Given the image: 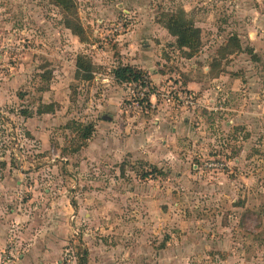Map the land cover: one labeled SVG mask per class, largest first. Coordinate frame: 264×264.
I'll return each mask as SVG.
<instances>
[{"label": "rangeland", "instance_id": "rangeland-1", "mask_svg": "<svg viewBox=\"0 0 264 264\" xmlns=\"http://www.w3.org/2000/svg\"><path fill=\"white\" fill-rule=\"evenodd\" d=\"M76 5L86 43L52 0H0V262L54 230V264H264V0ZM180 11L201 30L193 57L166 28ZM131 64L154 94L115 80ZM130 133L136 155H104Z\"/></svg>", "mask_w": 264, "mask_h": 264}, {"label": "trees", "instance_id": "trees-1", "mask_svg": "<svg viewBox=\"0 0 264 264\" xmlns=\"http://www.w3.org/2000/svg\"><path fill=\"white\" fill-rule=\"evenodd\" d=\"M60 8L65 17V24L72 33L78 37L81 43L89 41V35L86 29L81 25L76 0H52ZM166 28L176 38V44L181 49H187L188 57L195 56L202 45L201 30L199 27L185 16V12L180 11L167 16ZM230 41H235L238 50L241 49L238 39L233 37ZM232 45V43H231ZM93 64L90 60L79 57L77 60V75L85 80L92 79ZM113 76L118 83H138L145 82V72L133 65H120L113 70ZM52 104L44 105L40 108V113H49L53 110ZM23 114L30 117L28 110H23ZM95 128L89 124L80 129V137L84 141L91 138ZM86 253V252H85ZM86 262L85 256H82L79 264Z\"/></svg>", "mask_w": 264, "mask_h": 264}, {"label": "crops", "instance_id": "crops-1", "mask_svg": "<svg viewBox=\"0 0 264 264\" xmlns=\"http://www.w3.org/2000/svg\"><path fill=\"white\" fill-rule=\"evenodd\" d=\"M132 65V64H131ZM160 75V74H159ZM156 79H157V75ZM98 125H95V128ZM121 126V124H120ZM117 124V121L115 119L108 118L106 129L112 128V127H120ZM123 127L126 129L127 126H125V123H123ZM142 137V136H141ZM138 136V134H128L126 137L118 138L116 141H110V140H102V146H103V153L104 155L110 156L112 154V158H124L128 153H131L132 155H136V153L139 152L141 149L143 142L142 138ZM91 143V142H90ZM10 218H4L2 221L0 219V257L2 249L6 245V240L8 237V230L10 225ZM52 229V228H50ZM51 232L49 235L52 237V241H49V244L46 246L43 243L42 247H38L36 245L31 246V244L28 247V244L22 243L21 247L22 252L19 253L17 259L9 261V262H0V264H54L56 259L61 254V247L63 244V238L60 237L56 233H52L54 230H50ZM57 234L58 237L55 235ZM23 240V239H22ZM24 241V240H23ZM41 255H44V258L41 257ZM1 261V260H0Z\"/></svg>", "mask_w": 264, "mask_h": 264}, {"label": "built area", "instance_id": "built-area-1", "mask_svg": "<svg viewBox=\"0 0 264 264\" xmlns=\"http://www.w3.org/2000/svg\"><path fill=\"white\" fill-rule=\"evenodd\" d=\"M132 85H135V86H140V87H144L145 90H147L146 92V95H150V94H154V88L150 86V80H148V77L146 76L145 77V82H138V83H131ZM17 256L13 253V250H9L8 251V255H6L4 258H3V261L4 262H7V261H11L12 259L16 258Z\"/></svg>", "mask_w": 264, "mask_h": 264}]
</instances>
